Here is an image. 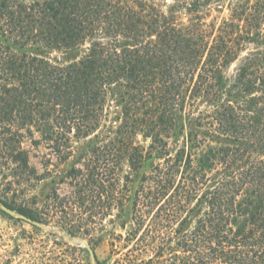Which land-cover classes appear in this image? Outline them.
<instances>
[{"label":"trees","instance_id":"1","mask_svg":"<svg viewBox=\"0 0 264 264\" xmlns=\"http://www.w3.org/2000/svg\"><path fill=\"white\" fill-rule=\"evenodd\" d=\"M217 2L0 0V165L36 177L32 131L67 160L71 137L98 138L113 99L119 122L89 140L69 197L120 211L113 253L154 234L145 264H264V0H228L221 17ZM123 165L142 183L133 192Z\"/></svg>","mask_w":264,"mask_h":264},{"label":"rangeland","instance_id":"2","mask_svg":"<svg viewBox=\"0 0 264 264\" xmlns=\"http://www.w3.org/2000/svg\"><path fill=\"white\" fill-rule=\"evenodd\" d=\"M157 1L173 2V0ZM217 1V4H223L220 10L224 11L213 12L212 15L221 17L227 14L225 8L228 0ZM48 57L60 61L67 60L64 54L57 52L49 54ZM106 114V121L96 132L98 136L96 140L93 136L71 137L72 155L67 160H61L40 139L38 133L32 131L31 137L25 134L23 148L28 153L29 165L35 171L36 177L22 178L15 174L14 170L11 171L13 166L0 165V205L5 202L13 207L23 206L32 210L41 220L31 225L26 223L20 217L21 215L6 206L13 211L12 215L0 208V264H134L141 259L143 260L141 264H145L147 255L150 253H145L143 250L146 244L154 242L152 239L154 234L145 232L142 236L144 239L137 243L128 241L125 244L120 240V250L113 253L107 239L109 234L114 232L125 236L128 230L127 228L122 230L119 227L120 221L124 220L123 217L118 219V216H122L120 211L115 206H111L103 216L100 212L104 198L101 199L97 194L89 196L82 205L77 204L73 197H69L77 190L74 181L68 175L69 170L73 167L82 170L90 158L89 140L94 139L96 144H100L111 136L119 122L120 108L115 105L113 99L108 101ZM32 139L37 140V143H31ZM137 142L144 144L139 135ZM126 170L127 167L123 165L120 184L133 192L137 188L135 186L142 183L139 177L131 176L127 180ZM109 192L112 194L113 191ZM69 201L75 207L70 203L66 205ZM124 209L128 216L132 214L129 210L131 209L129 202L125 204ZM146 222L144 225L147 224ZM143 229L144 227L140 232ZM76 230H80L79 233ZM72 231L74 234L69 233ZM173 237L172 245L176 240V237ZM155 243L158 241L156 240ZM116 244L119 243L116 242ZM87 247L94 253L93 261ZM164 259L165 257L151 264H170L164 263Z\"/></svg>","mask_w":264,"mask_h":264},{"label":"water","instance_id":"3","mask_svg":"<svg viewBox=\"0 0 264 264\" xmlns=\"http://www.w3.org/2000/svg\"><path fill=\"white\" fill-rule=\"evenodd\" d=\"M0 208H1V210H3L5 213H7V214H10V215H12L13 214V211H11V210H9V209H7L5 206H3V205H0ZM23 220H25V221H28V222H31L29 219H27L26 217H24V216H20ZM87 251H88V253H89V255H90V258H91V261H93L94 260V253H93V251L90 249V248H88L87 247Z\"/></svg>","mask_w":264,"mask_h":264}]
</instances>
